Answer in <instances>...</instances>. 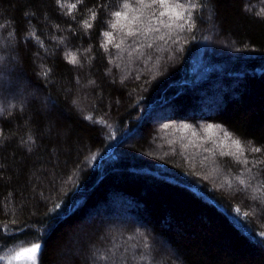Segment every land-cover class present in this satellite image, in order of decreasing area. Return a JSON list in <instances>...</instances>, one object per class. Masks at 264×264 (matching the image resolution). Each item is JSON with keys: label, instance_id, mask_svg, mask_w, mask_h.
Listing matches in <instances>:
<instances>
[{"label": "trees", "instance_id": "1", "mask_svg": "<svg viewBox=\"0 0 264 264\" xmlns=\"http://www.w3.org/2000/svg\"><path fill=\"white\" fill-rule=\"evenodd\" d=\"M192 2L0 0V264H264V0Z\"/></svg>", "mask_w": 264, "mask_h": 264}, {"label": "snow or ice", "instance_id": "2", "mask_svg": "<svg viewBox=\"0 0 264 264\" xmlns=\"http://www.w3.org/2000/svg\"><path fill=\"white\" fill-rule=\"evenodd\" d=\"M80 2H82V0H80ZM144 4L145 0H120L119 6H117L116 10L112 12V15L116 18V21L112 24V27H128V35L135 36L136 33L131 30V23L140 19L139 16L134 14L137 11L136 5ZM152 5H158L161 9H163L159 13V16L161 17H169L173 21H190L192 23L195 22V9L198 5L196 3H193L192 0H152ZM71 7L76 8V4H72ZM121 8L123 10H121ZM121 21H127L129 23L127 25H121ZM161 23H163L165 27L172 26L163 21ZM88 26L91 27V25ZM181 28H183V24H181ZM103 35L107 38V42L111 44L113 41L112 32L105 31ZM161 39H163V37H161ZM118 46L119 45H117V47ZM69 56L70 63L76 64L77 60L75 55L69 54ZM2 60L3 57H0V62H2ZM3 112L4 109L0 108V114H2ZM87 119L90 120L91 117H87ZM168 127L169 125H165V128ZM218 128L219 126L209 124L204 128V131H206L209 135H213ZM182 130L185 132L191 131V126L188 124H184L182 125ZM0 135H2V132H0ZM192 135H196L195 131H192ZM224 136L227 140H231L232 145L235 147L236 153L243 154L244 147L242 146L240 140L232 139L231 135L227 131L224 132ZM251 151L255 153H261L262 151H264V149L256 147L251 149ZM240 183L244 184L245 181L241 180ZM41 253L42 246L40 243H35L30 247H22L7 256V264H39V257ZM4 259V256H0V260Z\"/></svg>", "mask_w": 264, "mask_h": 264}, {"label": "rangeland", "instance_id": "3", "mask_svg": "<svg viewBox=\"0 0 264 264\" xmlns=\"http://www.w3.org/2000/svg\"><path fill=\"white\" fill-rule=\"evenodd\" d=\"M236 86V85H235ZM237 88V87H236ZM229 93V92H228ZM228 93H226L227 95H228ZM221 100V99H220ZM222 101V100H221ZM210 104H213L211 101H210ZM209 105V104H208ZM219 107L218 108H216V110L214 111V113L215 112H219L221 109H222V103L221 102H219ZM214 105H212V107H213ZM167 111V110H166ZM164 112L163 113V116L161 115V116H159V113H157L156 115L157 116H151L150 118H151V120H153V121H155V120H157V119H160L161 120V118L162 117H166L167 115H169V114H172L171 112ZM214 113H211V114H214ZM190 164H193V166H195L194 164H196V160L195 159H190ZM189 162V161H188ZM195 170V169H194ZM113 199V198H112ZM113 201V200H112ZM113 204V203H112ZM111 204V209H110V211H111V214H112V216H114V217H116V227H118L119 225H120V223H121V220H122V218H124V217H126L124 214H126V212L124 211L125 209H123V207H120L119 205H117V204H115V205H112ZM98 212H99V215L100 216H105L108 212H107V210L103 207V208H101L100 210H98ZM95 217V216H94ZM88 224L90 225L91 224V222L89 221L88 222ZM114 226L113 225H107V227H106V229H105V231L107 230V231H109V229H111V228H113ZM165 248H167L166 246H164Z\"/></svg>", "mask_w": 264, "mask_h": 264}]
</instances>
